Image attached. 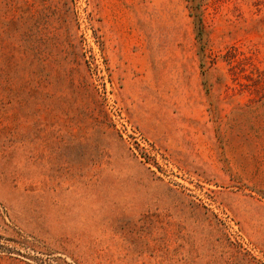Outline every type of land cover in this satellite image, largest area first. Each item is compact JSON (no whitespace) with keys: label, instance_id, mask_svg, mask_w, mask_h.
<instances>
[{"label":"rangeland","instance_id":"374dc122","mask_svg":"<svg viewBox=\"0 0 264 264\" xmlns=\"http://www.w3.org/2000/svg\"><path fill=\"white\" fill-rule=\"evenodd\" d=\"M0 264H264V0H0Z\"/></svg>","mask_w":264,"mask_h":264}]
</instances>
